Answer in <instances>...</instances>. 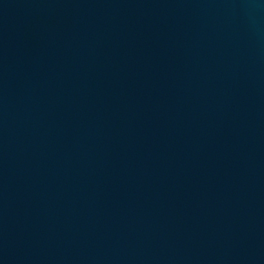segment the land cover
I'll return each mask as SVG.
<instances>
[{
	"label": "water",
	"instance_id": "1",
	"mask_svg": "<svg viewBox=\"0 0 264 264\" xmlns=\"http://www.w3.org/2000/svg\"><path fill=\"white\" fill-rule=\"evenodd\" d=\"M0 264H264V0H0Z\"/></svg>",
	"mask_w": 264,
	"mask_h": 264
}]
</instances>
